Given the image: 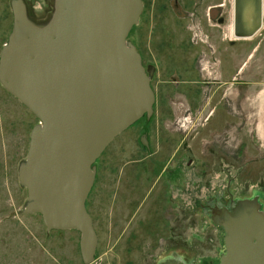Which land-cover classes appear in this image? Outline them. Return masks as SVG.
<instances>
[{
	"label": "rangeland",
	"instance_id": "1",
	"mask_svg": "<svg viewBox=\"0 0 264 264\" xmlns=\"http://www.w3.org/2000/svg\"><path fill=\"white\" fill-rule=\"evenodd\" d=\"M14 1L0 0V54ZM21 1L36 23L53 8ZM143 4L128 41L150 70L155 103L96 162L93 264H220L215 213L246 200L264 211V18L256 35L235 38L234 0ZM39 122L0 83V264H85L78 230L49 231L42 215L22 212L19 166Z\"/></svg>",
	"mask_w": 264,
	"mask_h": 264
},
{
	"label": "water",
	"instance_id": "2",
	"mask_svg": "<svg viewBox=\"0 0 264 264\" xmlns=\"http://www.w3.org/2000/svg\"><path fill=\"white\" fill-rule=\"evenodd\" d=\"M12 7L0 83L40 120L19 166L20 184L28 191L22 212L42 215L49 231L78 230L82 259L92 264L98 235L87 200L96 161L119 134L150 117L155 103L151 74L128 41L143 2L54 0L43 23L31 20L21 0ZM263 18L264 0H234L233 36L253 37ZM225 213L220 264H264L261 206L246 200Z\"/></svg>",
	"mask_w": 264,
	"mask_h": 264
},
{
	"label": "flooded vegetation",
	"instance_id": "3",
	"mask_svg": "<svg viewBox=\"0 0 264 264\" xmlns=\"http://www.w3.org/2000/svg\"><path fill=\"white\" fill-rule=\"evenodd\" d=\"M51 2H52V7H53V0H51ZM142 2H143V0H142ZM212 8H214V7H212ZM216 8V7H215ZM213 10V9H212ZM211 10V11H212ZM52 11H53V8L51 9V11H50V13H49V15L48 16H46L45 18H44V20L45 21H47V19L49 18V16L51 15V13H52ZM211 11H210V13H211ZM216 11H218V10H216ZM144 12V4H143V10H142V13ZM219 12V11H218ZM142 13H141V15H140V18H141V16H142ZM211 17H212V15H211ZM140 18H139V20H140ZM213 18V17H212ZM213 19H215V18H213ZM41 22H43V21H41ZM41 22H39V23H41ZM139 22V21H138ZM138 24V23H137ZM136 24V25H137ZM135 25V26H136ZM134 28V27H133ZM133 28H132V30H133ZM132 30H131V32H132ZM131 32H130V34H131ZM137 48V47H136ZM140 53V52H139ZM141 54V53H140ZM141 57H142V55H141ZM142 61H143V59H142ZM145 69H147L148 70V67L147 68H145ZM147 72V71H146ZM148 72H150V70H148ZM147 72V73H148ZM227 212V211H226ZM229 212H231V211H229ZM217 213H225V212H218L217 211ZM223 215H221V218H219L218 216H216V213H215V216H214V218L217 220V221H219L220 223L221 222H223V221H225L226 219L225 218H223L222 217ZM219 226H221L222 228H223V226L222 225H220L219 224ZM223 230H224V228H223Z\"/></svg>",
	"mask_w": 264,
	"mask_h": 264
},
{
	"label": "bare ground",
	"instance_id": "4",
	"mask_svg": "<svg viewBox=\"0 0 264 264\" xmlns=\"http://www.w3.org/2000/svg\"><path fill=\"white\" fill-rule=\"evenodd\" d=\"M221 215H223L222 217L227 219L228 218V215L227 213H216V216H218L219 218H221ZM224 222V221H223Z\"/></svg>",
	"mask_w": 264,
	"mask_h": 264
}]
</instances>
